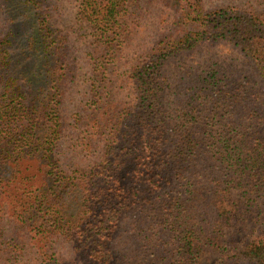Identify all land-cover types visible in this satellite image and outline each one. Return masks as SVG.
Wrapping results in <instances>:
<instances>
[{"label": "trees", "instance_id": "obj_1", "mask_svg": "<svg viewBox=\"0 0 264 264\" xmlns=\"http://www.w3.org/2000/svg\"><path fill=\"white\" fill-rule=\"evenodd\" d=\"M6 1L20 30L0 39V218L9 212L15 230L6 240L0 223V263H18L26 246L33 264H71L75 259L48 253L56 236L87 264H195L202 252L219 248L227 226L251 221L261 227L258 235L218 264H264L258 81L240 82L242 75L214 67L204 75L184 66L165 72L181 52L226 41L264 85V17L174 0L178 33L161 36L133 63L130 99L111 95L105 67L95 64L88 106L74 118L84 132L78 152L93 156L80 166L63 164L55 153L65 83L74 74L69 46L49 25L43 0ZM78 8L105 39L90 61L123 46L125 0H78ZM121 237L134 247L130 262L115 248Z\"/></svg>", "mask_w": 264, "mask_h": 264}, {"label": "rangeland", "instance_id": "obj_2", "mask_svg": "<svg viewBox=\"0 0 264 264\" xmlns=\"http://www.w3.org/2000/svg\"><path fill=\"white\" fill-rule=\"evenodd\" d=\"M49 25L56 30L60 38L66 41L72 57L74 74L65 83V90L60 106V113L65 122L60 140L55 153L60 161L67 165L76 162L80 166L93 162V156H84L78 152L77 145L84 135L74 122L77 111L82 112L87 106L86 98L91 96L90 83L95 74V64L104 66L108 74L109 89L111 95L127 101L131 98L132 83L128 75L134 62L144 54L147 48L155 43L161 36L176 35L178 33L177 11L174 0H125L126 11L121 16V28L118 40H122L123 46L114 44L95 61H90L89 52L98 42H105L99 32L86 22L80 15L78 0H43ZM204 10H210L222 6H234L240 9H248L257 15L264 17V0H196ZM14 6L6 0H0V39L6 37L8 31L13 28L20 30L17 24L12 22L11 12ZM20 25L25 21L18 22ZM54 34V37L56 35ZM118 43V42H116ZM112 48V49H111ZM98 61V62H96ZM190 68L194 75H204L212 67L224 71L227 74L242 75L238 81L244 82L245 78L256 79L257 102L264 105V85L257 78L249 60L232 44L226 41H204L191 52H181L166 66L167 75L177 71L178 67ZM171 82V81H170ZM260 204L264 198L257 199ZM264 210V207H263ZM6 240H11L15 234L10 213H5L0 218ZM12 221V222H11ZM261 227L256 222L246 221L232 223L227 226L221 238L219 248L215 251L206 250L200 254L195 264H218L221 259L231 257L249 240L260 232ZM23 244L28 241V234H20ZM118 239L116 250L123 254L125 261L134 260L135 250L131 242L125 237ZM69 241L61 237H51L47 242L48 253L59 255L72 260L71 264H87L81 253L74 252ZM24 258L18 263L33 264V256L23 247ZM39 264H44L43 260ZM1 264V263H0Z\"/></svg>", "mask_w": 264, "mask_h": 264}]
</instances>
